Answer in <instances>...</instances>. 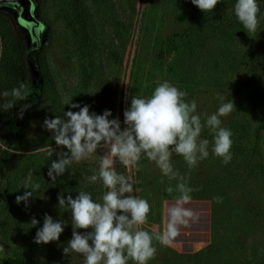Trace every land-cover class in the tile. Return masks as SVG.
Listing matches in <instances>:
<instances>
[{
    "label": "rangeland",
    "instance_id": "1",
    "mask_svg": "<svg viewBox=\"0 0 264 264\" xmlns=\"http://www.w3.org/2000/svg\"><path fill=\"white\" fill-rule=\"evenodd\" d=\"M34 1L43 27L39 30L40 44L29 49L27 63L32 80L43 89L46 110L43 116L26 124L23 149L6 169L13 186L9 197L14 216L27 215L25 203H16L17 195L31 191L22 186L40 184L47 176L51 160L58 158L56 153L66 151L56 146L52 133L43 127L46 117H63L64 111L69 110L68 105L64 106L65 101L72 100L81 106L87 104L89 111L97 114L111 110L109 119L118 117L123 127V112L130 105V98L151 95L158 82L167 80L186 91L188 101H196L200 114L218 95L225 97V102L231 99L238 106L243 105L247 129L258 128L260 134L263 133L260 145L264 152V18L260 19L257 31L248 34L241 23L228 16L213 25L197 23L191 18L178 21L176 16L181 12L193 14V8H198L191 0H86L90 12L87 21L91 27V53L84 55L78 52L67 25L69 13L65 0ZM225 1L230 9L234 8L236 0H220L213 11L198 9L208 18ZM8 35V25L0 17V84L12 86V79L4 68L10 55ZM83 67H88L89 72L82 73ZM251 68L253 72L247 73ZM240 108L221 117L222 124L237 118L239 114L233 112H239ZM71 110L79 111L78 108ZM49 150L53 152L52 157L48 156ZM104 151L99 149L80 162L94 163L95 169H99ZM258 161L264 164V157ZM139 163V171L135 166L123 165L124 173L115 163L118 172L133 177L134 194L139 197L145 196V189L160 192L165 182L177 181H170L154 162L142 159ZM172 164L183 176L181 171L186 164L183 157L173 154ZM261 168L255 178L253 175L247 178V188L253 191V196L258 195L255 197L263 204L264 166ZM34 195L29 204L33 203L36 209L32 217L26 216L27 230L21 235L6 231L3 244L0 242V260L6 254L18 253L29 256L31 264H59L57 254L49 251L51 248L43 249V243H36L40 246L33 251L28 250L43 225L41 218L54 210L45 201L43 189ZM160 201V220L153 222L147 218L141 226L144 230L163 232L166 229L167 209L176 198ZM184 206L196 213L197 218L182 226L171 244L154 242L157 253L148 264L200 262L192 255L211 242V203L208 199H191ZM33 217L39 221L35 226L30 223ZM261 217L264 220V210L260 211ZM262 225L261 222L256 230L258 239L262 237Z\"/></svg>",
    "mask_w": 264,
    "mask_h": 264
},
{
    "label": "clouds",
    "instance_id": "2",
    "mask_svg": "<svg viewBox=\"0 0 264 264\" xmlns=\"http://www.w3.org/2000/svg\"><path fill=\"white\" fill-rule=\"evenodd\" d=\"M191 2L201 11L209 12L220 0ZM234 13L248 34L257 31L261 13L258 0H236ZM30 94L24 83L10 92L0 93V99H3L0 109L7 111ZM187 96L186 91L167 80L158 82L151 95L130 98V105L123 112V127L118 117L109 119L111 110L97 114L89 111V105L81 106L72 100L65 101L64 106L68 105L69 110L64 111L63 117L56 115L44 119L43 127L52 133L56 146L66 149L56 153L57 159L51 160L47 175L52 181L62 176L73 162L86 160L99 149L105 150L100 157L98 173L89 178L93 183L101 181L107 189L99 201L86 191H78L75 198L71 194L65 198L63 192L58 194V206L70 210L72 218V237L63 249L65 255L70 252L81 254L85 258L84 264H129V261L148 264L157 253L154 242L171 244L180 234L181 227L197 218L196 213L184 206L191 200L194 189L174 169L172 156H182L189 169L196 167L200 160L209 156L210 141L201 136L208 128L213 133L214 155L228 164L232 159L233 133L222 127L221 117L228 116L236 107L231 99L224 102L225 97L218 95L221 101L218 110L211 115L200 114L196 101H188ZM30 106L21 105V118ZM77 108L79 111L71 110ZM48 156H53L51 150ZM142 159L154 162L170 181H178L175 188L169 185L165 189L169 194L178 192L179 196L167 209L168 222L163 232L141 227L147 221L151 205L147 199L134 194L133 177L118 172L115 167L119 160L126 168L135 166L139 171ZM22 187L31 191L17 195L16 203L23 201L27 207L41 186L35 183L29 187L25 183ZM214 199L222 202L220 197ZM30 223L35 226L39 221L33 217ZM66 225L45 213L43 226L34 237L35 243L58 241Z\"/></svg>",
    "mask_w": 264,
    "mask_h": 264
},
{
    "label": "trees",
    "instance_id": "3",
    "mask_svg": "<svg viewBox=\"0 0 264 264\" xmlns=\"http://www.w3.org/2000/svg\"><path fill=\"white\" fill-rule=\"evenodd\" d=\"M65 4L69 13V18L66 20L67 25L74 35L78 52L89 55L91 53L89 33L91 27L87 21L90 15L88 4L86 0H65ZM225 4H227L226 1L208 18L198 8H193V14L181 12L176 18L181 22L191 18L197 23L213 25L228 16V18H233L240 23L234 13V8L230 9L231 7ZM258 4L261 9L259 19H263L264 0L258 1ZM0 17L8 25L10 55L4 62V68L13 82L12 86L0 84V93L10 92L14 87H19L20 83L26 84L31 93L26 100L17 101L13 108L7 111L0 109V185L2 187L0 192V242L3 244L6 231H15L16 234L21 235L27 230L24 221L27 217H32L33 211L36 209L33 203H30L24 208L27 217L23 215L14 216L16 214L9 197L11 196L10 189L13 186L6 169L17 152L23 149L26 124L43 116L46 109L43 89L39 84L34 83L30 75L26 52L29 46L26 30L19 26L13 10L0 8ZM252 70L253 68L249 69L247 73H252ZM81 72L88 73V67H83ZM0 103H3V99H0ZM220 103L219 99L212 100L201 114L211 115L215 113ZM233 103L236 107L233 111H237V108L241 107L239 112H233L234 115L239 114L238 117L231 120L230 123L222 124V127L230 129L233 133L231 137L233 144L230 149L231 161L225 165L221 157L214 155L212 151L213 133L205 128L201 136L210 141L209 156L201 160V164L196 168L189 169L186 163L181 171L188 186L194 189L191 193V199H208L211 203V242L192 255L193 258H199L198 264H264V220L262 217L260 218V211L264 210V199L262 204L258 197H255L258 195L253 196V191L247 188V178L252 175L255 178L256 173H259L261 167L264 166L263 163L261 165V161L257 162L264 157L263 148L260 145L263 133L260 134L258 128L249 131L244 121V106ZM23 104H30L31 106L24 111L21 118L19 112ZM116 164L119 170L124 173L123 164L119 160H116ZM98 170L95 169L94 163L73 162L68 170L62 176L57 177L55 181H52L47 175L40 183L45 201L54 208L49 215L54 220H62L67 224L58 241L43 245V249L49 250L51 248L49 251H54L57 254L59 264H84L85 258L75 252H70L69 255H65L63 252L64 247L67 246L72 237V218L70 210L58 206V194L63 192L65 198L69 194L75 198L78 191H86L91 194L94 200L99 201L107 189L104 188L101 181L93 183L89 179L92 175L97 174ZM252 171H255V174H252ZM177 182H165L160 192L145 189V196L143 195L141 198L147 199L151 205V211L148 215L150 221L158 222L160 220L161 199L179 196L178 192L174 191L169 194L165 190L169 185L175 188ZM47 195H50V198H47ZM214 197L222 198V202L218 203ZM41 219L43 223V218ZM261 222L263 223L262 237L258 239L256 230ZM79 231L83 232L84 230L80 229ZM40 245L32 241L28 250L33 251L36 246ZM205 258H207L206 262ZM0 264H31V261L29 256L9 253L0 260ZM129 264H133V262L129 261Z\"/></svg>",
    "mask_w": 264,
    "mask_h": 264
},
{
    "label": "water",
    "instance_id": "4",
    "mask_svg": "<svg viewBox=\"0 0 264 264\" xmlns=\"http://www.w3.org/2000/svg\"><path fill=\"white\" fill-rule=\"evenodd\" d=\"M0 6H8L15 10V16L20 27L25 28L33 34L37 48L40 44L41 37L39 30L43 27V22L36 15V5L34 0H0ZM40 26V27H39ZM38 28V32L35 30ZM27 53L29 48H27Z\"/></svg>",
    "mask_w": 264,
    "mask_h": 264
},
{
    "label": "flooded vegetation",
    "instance_id": "5",
    "mask_svg": "<svg viewBox=\"0 0 264 264\" xmlns=\"http://www.w3.org/2000/svg\"><path fill=\"white\" fill-rule=\"evenodd\" d=\"M0 8H7V9H9V10H13L14 12H15V10L13 9V8H10V7H8V6H0ZM19 24V23H18ZM20 26V25H19ZM40 27V26H39ZM22 28V27H21ZM23 29H25V28H23ZM26 30V29H25ZM36 32H38V28L35 30ZM26 37H27V42H28V48L31 50V48L33 47V46H36L37 45V42H36V44L35 45H33V41H35V38H34V36H33V34H31V33H29V31H27L26 30ZM29 50V51H30Z\"/></svg>",
    "mask_w": 264,
    "mask_h": 264
}]
</instances>
